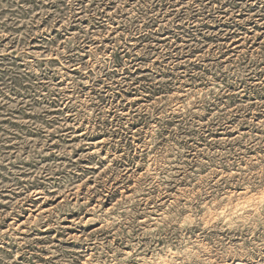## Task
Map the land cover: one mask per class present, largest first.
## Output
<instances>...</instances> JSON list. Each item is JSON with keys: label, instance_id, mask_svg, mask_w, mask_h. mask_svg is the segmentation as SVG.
<instances>
[{"label": "rangeland", "instance_id": "rangeland-1", "mask_svg": "<svg viewBox=\"0 0 264 264\" xmlns=\"http://www.w3.org/2000/svg\"><path fill=\"white\" fill-rule=\"evenodd\" d=\"M0 264H264V0H0Z\"/></svg>", "mask_w": 264, "mask_h": 264}]
</instances>
